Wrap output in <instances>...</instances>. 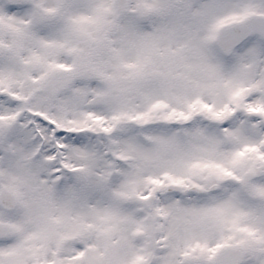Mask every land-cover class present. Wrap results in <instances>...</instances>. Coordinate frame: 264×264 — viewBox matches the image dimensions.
I'll return each instance as SVG.
<instances>
[{
	"label": "snow or ice",
	"instance_id": "snow-or-ice-1",
	"mask_svg": "<svg viewBox=\"0 0 264 264\" xmlns=\"http://www.w3.org/2000/svg\"><path fill=\"white\" fill-rule=\"evenodd\" d=\"M0 264H264V0H0Z\"/></svg>",
	"mask_w": 264,
	"mask_h": 264
}]
</instances>
